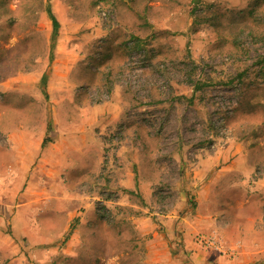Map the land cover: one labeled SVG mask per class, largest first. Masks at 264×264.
<instances>
[{
    "label": "rangeland",
    "instance_id": "obj_1",
    "mask_svg": "<svg viewBox=\"0 0 264 264\" xmlns=\"http://www.w3.org/2000/svg\"><path fill=\"white\" fill-rule=\"evenodd\" d=\"M0 264H264V0H0Z\"/></svg>",
    "mask_w": 264,
    "mask_h": 264
},
{
    "label": "trees",
    "instance_id": "obj_2",
    "mask_svg": "<svg viewBox=\"0 0 264 264\" xmlns=\"http://www.w3.org/2000/svg\"><path fill=\"white\" fill-rule=\"evenodd\" d=\"M49 14H50V17H51L52 22H53V27H54L53 29H56V27L58 26V21H57L55 15L51 11H49ZM142 42H143L142 39L138 37L137 42H136V46L141 47ZM42 80L46 82V75H43ZM200 87H202V85H195V89H199ZM45 92H46V90H45Z\"/></svg>",
    "mask_w": 264,
    "mask_h": 264
}]
</instances>
